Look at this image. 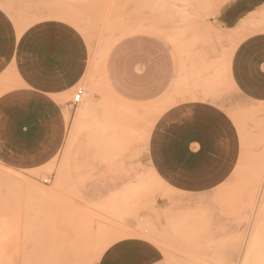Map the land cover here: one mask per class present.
<instances>
[{
	"label": "rangeland",
	"instance_id": "374dc122",
	"mask_svg": "<svg viewBox=\"0 0 264 264\" xmlns=\"http://www.w3.org/2000/svg\"><path fill=\"white\" fill-rule=\"evenodd\" d=\"M0 7L20 29L70 25L90 53L87 79L75 87L87 93L75 108L67 100L71 123L58 157L25 171L0 163V264H243L247 255L264 264V103L246 101L228 75L240 45L264 66V0H0ZM137 36L170 49L185 89L234 120L242 154L221 187L184 192L153 170V127L189 93L176 82L161 99L137 104L112 90L106 57Z\"/></svg>",
	"mask_w": 264,
	"mask_h": 264
},
{
	"label": "crops",
	"instance_id": "0c3cea01",
	"mask_svg": "<svg viewBox=\"0 0 264 264\" xmlns=\"http://www.w3.org/2000/svg\"><path fill=\"white\" fill-rule=\"evenodd\" d=\"M241 47L230 61L229 79L246 101L264 103V66L251 62L255 55ZM89 67L86 42L73 27L46 21L20 29L0 7V163L25 171L58 157L71 123L67 100L72 97V107L75 87L87 79ZM103 76L115 93L137 104L161 99L176 82L186 90L170 49L149 37L118 43L106 57ZM187 91L155 123L149 158L171 186L199 193L232 178L242 145L234 120L220 105Z\"/></svg>",
	"mask_w": 264,
	"mask_h": 264
},
{
	"label": "built area",
	"instance_id": "2783aa9c",
	"mask_svg": "<svg viewBox=\"0 0 264 264\" xmlns=\"http://www.w3.org/2000/svg\"><path fill=\"white\" fill-rule=\"evenodd\" d=\"M86 91L83 87H79L76 91H75V94L73 96V100H72V107H77L78 105H80L86 95ZM49 180H45L44 183L45 184H49Z\"/></svg>",
	"mask_w": 264,
	"mask_h": 264
},
{
	"label": "bare ground",
	"instance_id": "6f19581e",
	"mask_svg": "<svg viewBox=\"0 0 264 264\" xmlns=\"http://www.w3.org/2000/svg\"><path fill=\"white\" fill-rule=\"evenodd\" d=\"M93 89L95 90V86L93 87ZM89 109V108H88ZM87 109V110H88ZM71 139H73V136H72V138ZM54 162V161H53ZM65 162V161H64ZM66 163V162H65ZM67 167H68V164H67ZM62 171L64 172V170L62 169ZM66 171H67V169H66ZM65 173V172H64ZM64 175V174H63ZM63 175H62V177L61 178H63ZM67 177V176H66ZM63 180H64V178H63ZM65 182V181H64ZM254 230V229H253ZM255 230H257L256 231V233L254 234V237H253V241L254 242H257L258 241V235H259V228L257 229H255ZM254 232V231H253ZM250 244V243H249ZM258 253V252H257ZM249 256L247 255L244 259H243V264H251L250 263V261H249V258H248ZM259 257H260V255H259Z\"/></svg>",
	"mask_w": 264,
	"mask_h": 264
}]
</instances>
